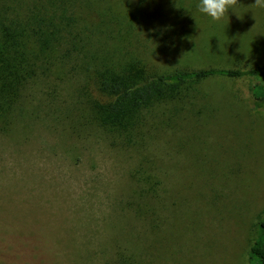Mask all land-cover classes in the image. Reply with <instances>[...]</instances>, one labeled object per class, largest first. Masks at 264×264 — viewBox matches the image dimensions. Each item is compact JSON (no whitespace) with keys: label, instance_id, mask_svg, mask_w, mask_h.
I'll return each mask as SVG.
<instances>
[{"label":"rangeland","instance_id":"rangeland-1","mask_svg":"<svg viewBox=\"0 0 264 264\" xmlns=\"http://www.w3.org/2000/svg\"><path fill=\"white\" fill-rule=\"evenodd\" d=\"M254 3L214 21L199 0H0V25L39 56L19 92L0 86V264H249L264 220L258 80L175 85L129 106V129L95 114L115 102L98 76L124 66L264 69ZM32 15L60 38L31 43Z\"/></svg>","mask_w":264,"mask_h":264},{"label":"trees","instance_id":"trees-1","mask_svg":"<svg viewBox=\"0 0 264 264\" xmlns=\"http://www.w3.org/2000/svg\"><path fill=\"white\" fill-rule=\"evenodd\" d=\"M31 24L32 35H27L29 41H41L49 45L50 38H60L61 29L51 31L53 24L46 25L45 20L31 16L27 19ZM25 34L24 29L11 28L7 24L0 25V86L11 94L19 92V86L30 82L36 77V61L39 56L32 58L35 54L33 49L29 50L27 44L20 39ZM31 38V39H30ZM51 42V41H50ZM42 45V44H41ZM31 52L30 63L27 53ZM123 75L115 77L100 74L99 88L102 92L115 96V102L109 106V114L97 109L96 120L109 129L110 124H117L122 129H129L130 120L127 109L150 100L166 98L175 85L198 82L211 77L243 78L250 77L259 81L252 91L256 101L264 100V69H199L193 71H177L171 74H159L147 72L142 66H124ZM249 264H264V220L260 224L259 233L252 244L249 252Z\"/></svg>","mask_w":264,"mask_h":264},{"label":"clouds","instance_id":"clouds-1","mask_svg":"<svg viewBox=\"0 0 264 264\" xmlns=\"http://www.w3.org/2000/svg\"><path fill=\"white\" fill-rule=\"evenodd\" d=\"M237 0H199L197 10L214 21H219L225 13L235 4ZM257 7H264V0H255Z\"/></svg>","mask_w":264,"mask_h":264}]
</instances>
